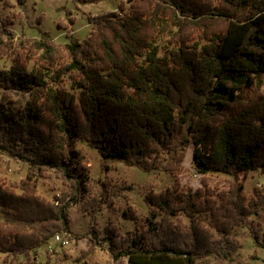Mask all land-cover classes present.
<instances>
[{"label": "trees", "instance_id": "obj_1", "mask_svg": "<svg viewBox=\"0 0 264 264\" xmlns=\"http://www.w3.org/2000/svg\"><path fill=\"white\" fill-rule=\"evenodd\" d=\"M128 1L129 8L123 1L121 11L90 17L93 29L85 39L69 29L66 44L47 31L14 44V19L0 17V50H13L11 66L0 68V87L30 94L24 105H1L0 151L39 175L59 171L78 202L88 190L79 196V140L104 160L133 161L146 172L178 176L194 143L200 174H264V95H253L264 75V0ZM162 35L175 46L163 55L155 45ZM144 199V219L132 207L124 211L142 226L126 235L113 222L104 228L114 259L253 264L237 259L239 244L231 235L260 214L264 192L258 188L249 197L237 180L218 191L203 178L195 191H181L175 182ZM56 200L41 194L30 176L9 182L0 174L5 264H57L50 255L37 258L52 236L70 231L68 203ZM86 200L91 213L99 209L100 199ZM251 232L264 247V233L255 226Z\"/></svg>", "mask_w": 264, "mask_h": 264}, {"label": "rangeland", "instance_id": "obj_2", "mask_svg": "<svg viewBox=\"0 0 264 264\" xmlns=\"http://www.w3.org/2000/svg\"><path fill=\"white\" fill-rule=\"evenodd\" d=\"M123 1L129 8L128 0H0V17L10 16L14 19L9 26L13 31L14 44H18L22 38H38L41 31H47L57 43L66 44L70 40L67 36L69 29L75 37L85 39L93 29L89 18L109 11H121L119 7ZM70 17L75 18L73 23L69 22ZM59 22L67 24L68 29L59 26ZM155 45L159 47L161 55L175 47L169 43L167 35L160 36ZM12 61L13 50L9 46L7 50H0V68H9ZM33 64V61L29 62L30 67ZM68 86L71 87V82ZM258 94L264 95V75L258 79L254 89L253 95ZM29 98V93L0 87V107L9 101L24 105ZM76 149L81 153L75 160L76 166L79 168L78 173L83 175L80 185L82 194L79 196L83 195V188L88 189L84 193L85 199L81 198L79 202L75 199L71 182L63 178L59 171H47L39 175L38 170L33 169L29 163L0 151V174L7 181L19 182L30 176L37 181L39 192L48 199L55 201L59 197L68 203L71 223L67 233L70 245L63 247L52 236L37 251L40 261H46L50 255L53 261L58 259L57 264H126V257L117 260L113 258L103 233L104 228L113 222L120 228L121 234L126 235L128 231L142 226L143 222L129 219L124 211L132 207L140 219H144L149 213V205L144 196L152 189L159 191L176 182L181 191H195L202 186V179L205 178L208 186L218 191L229 190L237 180L244 185L249 197L254 195L255 188L264 192V174L259 170L240 172L237 177L220 172L204 175L198 173L194 164V143L187 148L178 176L166 170L146 172L133 161L104 160L98 149L83 140L77 141ZM91 198L100 199L99 209L94 213L90 212V205L86 204V199ZM254 226L264 233V206L259 215L251 216L246 225L236 227L233 231L231 236L239 244L236 257L242 262L264 264V247L257 245L252 236L251 229ZM4 257L5 254L0 253V264H5Z\"/></svg>", "mask_w": 264, "mask_h": 264}, {"label": "built area", "instance_id": "obj_3", "mask_svg": "<svg viewBox=\"0 0 264 264\" xmlns=\"http://www.w3.org/2000/svg\"><path fill=\"white\" fill-rule=\"evenodd\" d=\"M54 240L60 243L63 247L70 245L69 234L66 231L58 232L54 235ZM53 250V247L50 249Z\"/></svg>", "mask_w": 264, "mask_h": 264}]
</instances>
